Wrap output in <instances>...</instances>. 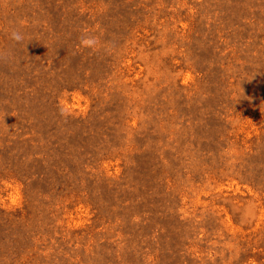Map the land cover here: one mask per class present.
I'll use <instances>...</instances> for the list:
<instances>
[{"label": "rangeland", "instance_id": "rangeland-1", "mask_svg": "<svg viewBox=\"0 0 264 264\" xmlns=\"http://www.w3.org/2000/svg\"><path fill=\"white\" fill-rule=\"evenodd\" d=\"M0 50V264H264V0H0Z\"/></svg>", "mask_w": 264, "mask_h": 264}, {"label": "clouds", "instance_id": "clouds-1", "mask_svg": "<svg viewBox=\"0 0 264 264\" xmlns=\"http://www.w3.org/2000/svg\"><path fill=\"white\" fill-rule=\"evenodd\" d=\"M8 35L9 39L14 43H22L25 39L24 34L17 29L10 30ZM76 47L78 50H88L92 53L103 52L104 54H110L112 51V44L110 42L103 41L99 35L89 34L88 32H82L80 34ZM9 58V53L7 51L0 50V61L7 60ZM60 115L62 117H67L69 113L63 107H61ZM4 117L5 116L0 117V119H4Z\"/></svg>", "mask_w": 264, "mask_h": 264}]
</instances>
